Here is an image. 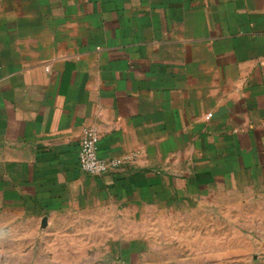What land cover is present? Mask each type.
I'll use <instances>...</instances> for the list:
<instances>
[{"label": "crops", "instance_id": "1", "mask_svg": "<svg viewBox=\"0 0 264 264\" xmlns=\"http://www.w3.org/2000/svg\"><path fill=\"white\" fill-rule=\"evenodd\" d=\"M88 126L125 172L80 169ZM260 194L264 0H0V225L21 222L15 239L69 208L155 206L191 223L175 258L99 264H264L243 227Z\"/></svg>", "mask_w": 264, "mask_h": 264}, {"label": "rangeland", "instance_id": "2", "mask_svg": "<svg viewBox=\"0 0 264 264\" xmlns=\"http://www.w3.org/2000/svg\"><path fill=\"white\" fill-rule=\"evenodd\" d=\"M261 194L247 199L244 196L243 227L254 238L250 241L255 251L264 250V194ZM212 198L233 203L239 199L216 194ZM163 214L166 221L158 222L157 218L162 219ZM171 214L162 213L155 206H80L56 213L41 224L24 222V227H32L29 230L33 234L20 241L12 234L23 224L13 221L7 226L0 225V264H99L130 250L153 261L166 257L172 260L179 250V240L175 241L172 231L188 230L191 223L187 219L173 223ZM252 215L258 220L252 219ZM257 256L259 260L263 258Z\"/></svg>", "mask_w": 264, "mask_h": 264}, {"label": "built area", "instance_id": "3", "mask_svg": "<svg viewBox=\"0 0 264 264\" xmlns=\"http://www.w3.org/2000/svg\"><path fill=\"white\" fill-rule=\"evenodd\" d=\"M98 141L97 129L93 126L86 127L79 142L78 163L80 169L93 176L125 172L123 158H102L98 155Z\"/></svg>", "mask_w": 264, "mask_h": 264}]
</instances>
